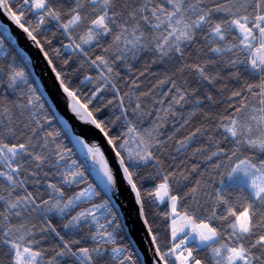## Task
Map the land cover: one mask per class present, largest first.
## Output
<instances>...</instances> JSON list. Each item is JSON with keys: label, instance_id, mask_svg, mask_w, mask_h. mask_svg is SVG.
<instances>
[{"label": "snow or ice", "instance_id": "6c2138e0", "mask_svg": "<svg viewBox=\"0 0 264 264\" xmlns=\"http://www.w3.org/2000/svg\"><path fill=\"white\" fill-rule=\"evenodd\" d=\"M0 264H264V0H0Z\"/></svg>", "mask_w": 264, "mask_h": 264}, {"label": "water", "instance_id": "95a60500", "mask_svg": "<svg viewBox=\"0 0 264 264\" xmlns=\"http://www.w3.org/2000/svg\"><path fill=\"white\" fill-rule=\"evenodd\" d=\"M6 22V21H5ZM12 34L15 38L18 39L19 45L25 49V51L31 55L32 59L34 60L35 64V72L37 76L41 79L42 83L46 87V89L49 91V93L52 95L53 99L56 101L57 106L59 110L69 118V120H72L71 116L68 115L66 112L63 103H61L59 99V90L55 87L53 78L51 77L50 71L47 69L46 62L43 61L41 54L38 52L37 49H35L33 46H31V43L26 40V38L23 36L22 33L19 32L14 26H11ZM73 126L78 127L76 122L72 120ZM125 212L130 216V219L128 220V231L130 233L129 239L139 242V240L142 237V233L139 231V225L135 222V213L132 211V206L130 203H126L125 205Z\"/></svg>", "mask_w": 264, "mask_h": 264}]
</instances>
